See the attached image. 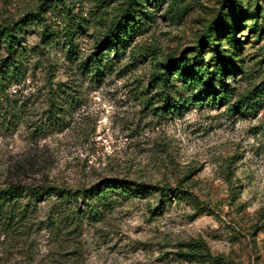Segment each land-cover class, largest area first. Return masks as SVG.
Wrapping results in <instances>:
<instances>
[{
    "label": "rangeland",
    "instance_id": "374dc122",
    "mask_svg": "<svg viewBox=\"0 0 264 264\" xmlns=\"http://www.w3.org/2000/svg\"><path fill=\"white\" fill-rule=\"evenodd\" d=\"M5 27L0 189L76 196L31 202L0 264H264V0H0Z\"/></svg>",
    "mask_w": 264,
    "mask_h": 264
},
{
    "label": "trees",
    "instance_id": "16d2710c",
    "mask_svg": "<svg viewBox=\"0 0 264 264\" xmlns=\"http://www.w3.org/2000/svg\"><path fill=\"white\" fill-rule=\"evenodd\" d=\"M126 20L124 23L127 25L128 21L130 20L133 22L130 17L122 16V19ZM134 23V22H133ZM124 25L117 24L112 31H110L109 35L106 37L105 41H102L100 45L97 47L98 52L101 48H104L105 46H108V44H111L112 46L109 47L110 49L113 48V45L117 42L119 38H122V31L125 30ZM215 27H209L206 31L205 37L208 41H213L212 35L216 32ZM120 35V36H119ZM18 39L17 32L12 27H5L0 28V46H2L9 55V61H1V65L5 69H1V79L9 78L11 75H14L16 72H18V65L17 61L13 58V56L17 53L16 47L18 46ZM202 46V45H201ZM216 45L214 43L211 44V48L213 52H217ZM102 55V54H101ZM198 61V66H201V62L204 61L203 56L199 54L196 57ZM96 60H99L97 58ZM169 67L166 68L167 72H163L159 79L161 81H166L168 78L169 70L172 68H175V63H171ZM202 67V66H201ZM190 71V69L188 70ZM221 79L223 80V73H220L219 75ZM213 77V75H211ZM209 85V84H208ZM207 85L206 88L202 89L205 92H209L213 89L209 88ZM210 87H212L210 83ZM216 91V90H214ZM220 94H223L224 97H227L226 90H219ZM95 193L97 195L105 194L106 189H100L98 186L94 189ZM161 196L163 198L164 193H167L165 190H161ZM73 196H76V193L74 195L70 191H66L65 189H61L59 187L55 186H39V187H25L20 185H9L6 188L0 189V232L1 231H8L10 230L16 223V221L20 222V220L26 215L27 210L31 206V202L34 204H37L39 202H42L44 199L48 197H53L56 199L64 200H72ZM27 201L23 203L24 201Z\"/></svg>",
    "mask_w": 264,
    "mask_h": 264
}]
</instances>
